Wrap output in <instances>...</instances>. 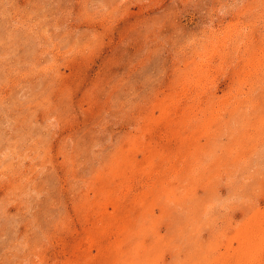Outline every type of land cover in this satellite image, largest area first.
Instances as JSON below:
<instances>
[{
  "label": "rangeland",
  "instance_id": "rangeland-1",
  "mask_svg": "<svg viewBox=\"0 0 264 264\" xmlns=\"http://www.w3.org/2000/svg\"><path fill=\"white\" fill-rule=\"evenodd\" d=\"M0 264H264V0H0Z\"/></svg>",
  "mask_w": 264,
  "mask_h": 264
}]
</instances>
